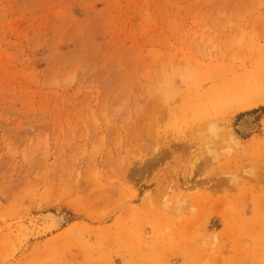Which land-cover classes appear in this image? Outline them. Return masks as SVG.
I'll return each mask as SVG.
<instances>
[{"label":"rangeland","instance_id":"1","mask_svg":"<svg viewBox=\"0 0 264 264\" xmlns=\"http://www.w3.org/2000/svg\"><path fill=\"white\" fill-rule=\"evenodd\" d=\"M0 264H264V0H0Z\"/></svg>","mask_w":264,"mask_h":264}]
</instances>
